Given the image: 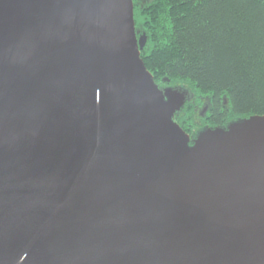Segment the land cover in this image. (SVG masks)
Instances as JSON below:
<instances>
[{"label":"water","instance_id":"1","mask_svg":"<svg viewBox=\"0 0 264 264\" xmlns=\"http://www.w3.org/2000/svg\"><path fill=\"white\" fill-rule=\"evenodd\" d=\"M145 45L133 0H0V264H264V115L189 135Z\"/></svg>","mask_w":264,"mask_h":264},{"label":"trees","instance_id":"2","mask_svg":"<svg viewBox=\"0 0 264 264\" xmlns=\"http://www.w3.org/2000/svg\"><path fill=\"white\" fill-rule=\"evenodd\" d=\"M138 7L136 22L147 36L140 57L154 82L191 93L174 117L186 133L264 115V0H149ZM206 105L211 111L200 119L194 108Z\"/></svg>","mask_w":264,"mask_h":264},{"label":"flooded vegetation","instance_id":"3","mask_svg":"<svg viewBox=\"0 0 264 264\" xmlns=\"http://www.w3.org/2000/svg\"><path fill=\"white\" fill-rule=\"evenodd\" d=\"M149 0H133V4H134V18H135V9H136V7L137 6H141V5H143V4H145L146 2H148ZM138 22V21H137ZM136 22V19H135V28H136V33H137V36L138 37H140L141 35H145L146 36V34L142 31V29H141V26L138 24ZM146 42H147V36H146ZM166 86H169V85H164V86H161L160 85V87H166ZM209 106L208 105H206V106H204V108L203 107H201V108H194V110L195 111H197V110H199V111H197L198 112V114H199V116H200V119H204L205 117H207V114L211 111V109H209L208 108ZM204 110H205V112H204ZM201 124H202V122H198L197 123V125H198V128L199 127H201ZM204 127V126H203ZM193 129L192 128H190V132L192 131ZM195 131V130H194ZM194 132H192L191 134H189V135H192Z\"/></svg>","mask_w":264,"mask_h":264},{"label":"rangeland","instance_id":"4","mask_svg":"<svg viewBox=\"0 0 264 264\" xmlns=\"http://www.w3.org/2000/svg\"><path fill=\"white\" fill-rule=\"evenodd\" d=\"M137 9H138V11H140L138 6H137ZM138 13H139V12L136 13V17H135V19H136V18H140V15H139Z\"/></svg>","mask_w":264,"mask_h":264}]
</instances>
